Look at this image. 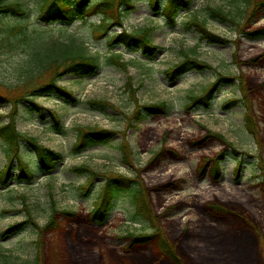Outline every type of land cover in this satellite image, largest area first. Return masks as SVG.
I'll use <instances>...</instances> for the list:
<instances>
[{"label": "rangeland", "instance_id": "rangeland-1", "mask_svg": "<svg viewBox=\"0 0 264 264\" xmlns=\"http://www.w3.org/2000/svg\"><path fill=\"white\" fill-rule=\"evenodd\" d=\"M12 1L21 2L27 13L0 19L1 94L16 98L24 93V86L30 90L47 81L48 77L41 81L38 77L45 73L43 65L59 55L55 41L82 43L86 54L97 56L99 68L93 76L68 74L59 81L79 98L76 103L52 94L36 97L60 114V131L49 118L40 120L27 101L18 102V129L62 153L63 160L51 173L38 172L32 182L13 179L7 187L0 185V264L36 258L38 235L31 223L2 235L11 224L28 218L23 197L40 226L51 217L52 199L58 209L75 213L60 214L56 226L40 237L43 264H152L154 258L156 264H172L159 252L162 241L177 252V264H264V37L246 33L264 27V10L257 9L250 19L251 5L244 21L233 24L211 18L207 7H222L238 15L245 7L242 1L192 0L191 8L181 11L171 24L149 0H134L136 8L124 15V28L129 32L153 29L150 37L158 50L150 57L140 47L110 46L109 36L122 31L118 26L103 37L95 35L93 25L102 19L99 12L87 22L46 24L39 18V0ZM193 16L229 41L223 45L201 41L187 27ZM182 48L211 68L199 70L189 64L187 72L170 79L165 70L184 59ZM118 54L130 62L127 70L110 61ZM219 74L232 81L220 85L211 105L197 103L187 109L188 97L201 95ZM129 76L135 87L141 85L135 93L125 86ZM94 99H105L113 106L101 109L89 103ZM231 99L237 101L226 106ZM158 102L168 103L166 114L133 119L137 106ZM11 108V103L0 105L3 121ZM247 110L254 117V133L246 128ZM78 126H98L117 134L109 143L75 155L72 147ZM205 129L222 134L225 140L208 137ZM121 144L130 147L128 164L122 161ZM222 153L221 178L214 180L211 168ZM22 154L37 167L38 156L27 141L22 142ZM237 161L242 162L239 170ZM5 163V144L0 139V170ZM82 164L97 172L86 196L80 187L92 175L72 171ZM115 177L124 186L117 187L109 218L102 224L92 222L89 215L105 179ZM176 183L179 186L172 185ZM135 194L140 201L146 200L149 219L136 215ZM216 202L227 205L246 222L211 214L207 205ZM187 224L189 238L181 233ZM131 232L157 233L159 241L151 238L132 250L136 258L120 260L121 255L131 256Z\"/></svg>", "mask_w": 264, "mask_h": 264}, {"label": "trees", "instance_id": "trees-1", "mask_svg": "<svg viewBox=\"0 0 264 264\" xmlns=\"http://www.w3.org/2000/svg\"><path fill=\"white\" fill-rule=\"evenodd\" d=\"M41 3L40 15L39 18L42 22L46 24L51 23H65L72 24L76 21L87 22L89 17L95 14L97 11H100L102 14V20L98 24L93 25V32L98 37H103L112 31L113 27L119 26L123 27L124 14L133 11L136 8L134 0H39ZM242 1L245 4L244 9L241 11L238 7L239 14L236 15L233 11L225 10L222 7H212L208 6L207 10L210 14V17L213 19H218L221 22H230L233 24H238L240 20L245 19V12L247 8L253 5V10L249 16L250 19L255 17L257 9L264 10V0H236ZM150 6L154 10H161L163 16L167 22L175 24L176 17L181 10L188 11L191 8L192 0H149ZM244 10V11H243ZM243 11V12H242ZM27 11L24 8L23 4L18 1L12 0H0V19L5 16L13 17H24ZM247 18V19H249ZM187 27L193 29L199 36L201 41H207L210 44H226L229 40L224 36L211 31L207 23L197 16H193L187 22ZM153 29L139 30L135 32H128L124 29L121 32H113L109 36V45L114 44H125L128 47L135 46L140 47V49L148 54L150 57H153L158 46H155L150 37V33ZM249 36L253 38L264 37V27L263 28H253L246 32ZM26 35V34H25ZM75 39H71V42L65 41H55L56 46H59V55L48 61L47 64L43 65L45 69L44 75L38 77V81L43 80L45 77H48V80L40 83L28 90V86H24L25 91L22 95L14 98L10 94L6 96L0 93V105L11 103L12 108L7 114V120L3 121L0 115V139L5 144V152L7 163L4 168L0 170V184L3 186H8L12 179H15L18 182H32L35 178V175L38 172L50 173L57 167V163L63 160V154L59 151H56L50 147H47L43 144H40L34 137L22 133L17 126V119L19 115L18 102L20 100H25L31 106L32 111H34L38 118L42 121L49 122L60 131L63 129L62 121L60 114L51 108H46L42 104L36 101L35 97L44 96V95H55L60 99L65 100L66 102L76 103L79 101L72 90L67 88L64 85H61L59 81L64 75L74 74L80 77L93 76L97 73L99 68L98 58L95 55L86 54L83 46L80 44H74ZM180 52L184 59L169 69L165 70V74L173 79L178 75H181L187 72L188 65H192L190 68L196 69H205L211 68L207 64H203L196 59L189 57V53L185 49H181ZM258 58V57H257ZM112 64L119 66L120 68L127 70L130 62L124 61L121 54L112 55L111 60ZM227 81L231 82V77H226L223 74H219V77L207 87L203 94L201 95H190L188 97L189 101L186 104L187 109H191L193 105L197 103H202L205 106H210L214 98V94L219 89L220 85ZM133 77L129 76L126 83V87L135 93L141 87V85L134 86ZM31 94L32 97L28 95ZM237 101L232 99L226 106H229L231 103ZM94 106H97L101 109H104L108 106H113L105 99H94L90 100ZM168 103L167 102H158L154 104H145L137 106L136 110L133 113V119L140 120L144 115H156V114H166L168 112ZM245 121L247 128L254 133L255 122L253 116L250 112L247 111L245 115ZM77 139L73 145V154L77 155L84 150L88 149L91 146L98 144H107L115 136V132L106 128H100L98 126H78L77 129ZM207 136L216 137L218 139L225 140V137L217 132L211 130H206ZM27 141L29 145L33 148L38 156L37 167L33 168L28 162L25 161L22 155V142ZM230 144V143H229ZM232 145V144H230ZM120 150L123 154L124 163H130L128 160L130 154V147L128 144H121ZM223 157V153L219 154L215 160V165L211 168V176L214 179L220 177V160ZM16 171V172H15ZM72 171L80 174H90L92 175L87 182L80 187L82 195H87V192L91 189L93 185V180L95 178L96 171L91 168L88 164H82L79 166H73ZM120 183L118 180L111 178L107 180L104 186L101 189V192L96 200V205L89 215L92 222L103 223L107 220L110 215V211L113 207V202L116 196L117 187ZM170 185V184H169ZM178 185V183H176ZM49 195L53 196V193L49 186ZM134 202L137 205V215L150 218L148 215V209L144 201H140L136 194L133 196ZM23 203L25 210L27 211L28 218L22 222H15L11 224L5 232H16L17 230L22 229L28 223H31L38 235V239L35 241L37 245V255L33 261H23L22 263L15 264H43L42 263V252L41 246L43 239L40 237L51 227L56 226L57 217L60 214L72 215L75 216V213L63 209L60 210L56 206V202L52 199L51 207V217L49 218L45 226H40L38 222L35 221L27 203L25 197H23ZM215 205L220 206L215 207L217 211H221L224 214H228L230 208L227 205L216 202ZM151 220V219H150ZM189 224L183 227L181 233L183 237L189 238L191 235ZM129 236H135L134 244L138 247H142L144 243L150 239V236L141 235L139 238L136 237L134 233H129ZM138 248V250H140ZM160 248L164 249V257L169 259L172 264H177V261L174 259L179 258L177 252L174 251V248L169 246L166 241H163L160 244ZM134 249V246L132 247ZM167 250V251H166ZM127 257V256H126ZM163 257V258H164ZM130 258V257H129ZM102 260V259H101ZM100 260V261H101Z\"/></svg>", "mask_w": 264, "mask_h": 264}]
</instances>
